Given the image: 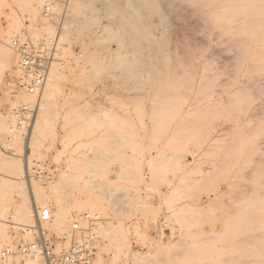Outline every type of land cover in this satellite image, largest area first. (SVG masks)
I'll list each match as a JSON object with an SVG mask.
<instances>
[{
    "label": "rangeland",
    "instance_id": "1",
    "mask_svg": "<svg viewBox=\"0 0 264 264\" xmlns=\"http://www.w3.org/2000/svg\"><path fill=\"white\" fill-rule=\"evenodd\" d=\"M46 1L52 18L43 16ZM62 1L0 0V33L16 13L22 20L15 38L26 32L41 42L61 24L69 30L53 62L63 66L55 95L27 101L11 94L6 83L16 65H0V157L20 148L26 168L29 151L12 113L38 104L34 124L42 132L34 126L29 160L46 164L52 178L69 179L61 193L71 230L50 229L58 249L68 248L76 221L95 239L91 264H130L134 252L176 242L183 245L165 253L164 264H264V158L257 161L264 29L242 33L264 25V0H70L60 19ZM231 8L247 17L225 26L219 14ZM90 112L105 114L102 123L83 126ZM184 161L192 164L178 170ZM49 181L36 182L46 190ZM0 195L11 206L20 202L16 193ZM86 214L94 221L80 219ZM21 227L8 218L2 248L29 239ZM109 232L126 240L127 259L113 257Z\"/></svg>",
    "mask_w": 264,
    "mask_h": 264
},
{
    "label": "bare ground",
    "instance_id": "2",
    "mask_svg": "<svg viewBox=\"0 0 264 264\" xmlns=\"http://www.w3.org/2000/svg\"><path fill=\"white\" fill-rule=\"evenodd\" d=\"M139 2V1H138ZM52 5V4H51ZM52 8V7H51ZM78 9V8H77ZM20 10V9H19ZM52 10V9H51ZM228 11H230L229 14H219L220 18L225 21V26H226V21L228 20H231L234 19L236 20L238 18V20H242V16H246V14L242 15V14H238L237 12H239L238 10L236 11V9L234 8H231L229 9ZM232 11V12H231ZM240 13H242L244 11L240 9ZM245 12V11H244ZM15 13V12H14ZM36 13V12H34ZM17 14V13H16ZM16 14L12 17L11 19V23L8 25V29L6 31H3L2 33H0V65L3 67V68H8V69H11L13 65H16L14 68H12L11 70L17 74V76L19 77V72L17 70V63H18V56L17 54L14 52V50L12 49V39L15 38V37H20V22L22 20V18H17ZM20 14V13H19ZM231 15V16H229ZM21 16V15H20ZM247 17V16H246ZM245 17V18H246ZM36 20V16H33L31 18V21H35ZM245 20V19H244ZM80 21V20H79ZM65 22V21H64ZM72 23V22H71ZM229 23V21L227 22ZM66 25V24H65ZM82 26V25H81ZM49 27V26H48ZM28 28V27H27ZM43 28V27H42ZM64 28V27H63ZM68 28V27H67ZM66 28V29H67ZM47 30L49 28H46ZM264 29V25H256L255 27L253 28H249V29H243L242 33H246L249 31V33L251 32H257L259 30H262ZM45 30V29H43ZM25 31V30H24ZM23 31V32H24ZM69 31V30H68ZM67 31V32H68ZM65 30H61L59 36H57V45H58V48H59V51H58V55L62 57V53L64 52V49H65V46L62 45V41H63V38L65 37L66 33H67ZM72 33V32H71ZM23 34V33H22ZM69 34V32H68ZM78 34V33H77ZM253 34V33H252ZM32 35V34H31ZM32 37V36H31ZM34 37V36H33ZM109 37V36H108ZM78 41V40H76ZM85 41V40H84ZM59 42H62V43H59ZM236 42V41H235ZM264 43V39L261 41V44ZM264 45V44H263ZM86 48V47H85ZM256 49V48H255ZM257 51V50H256ZM260 51V50H259ZM66 53V51H65ZM64 53V54H65ZM67 55V54H65ZM64 55V56H65ZM254 55V54H253ZM63 56V57H64ZM67 57V56H66ZM257 57V56H256ZM255 58V57H254ZM264 59V58H263ZM262 59V60H263ZM76 60V59H75ZM261 60V61H262ZM63 61V60H62ZM76 63V62H75ZM0 66V67H1ZM1 67V68H2ZM63 66H56V65H51V68L49 70V73H48V77H47V80H46V83L44 85V88L42 90V92L39 94V99L41 98L42 95H46V94H42L44 91H47V93H49L50 95L51 94H54L53 91L54 89L56 88L55 85H54V80L55 79H61L60 77H62L63 75V72H62V68ZM264 69V68H263ZM1 71V70H0ZM19 74V75H18ZM264 74V73H263ZM101 75V74H100ZM84 77H85V74H84ZM1 79V78H0ZM141 81V80H140ZM47 84V85H46ZM85 85V83H84ZM46 86V87H45ZM54 86V87H53ZM51 87H53L51 90ZM19 92V96L21 99H24V100H31L33 99V97H35V95H31L29 94L25 89H20ZM58 93V91H57ZM56 94V93H55ZM54 94V95H55ZM18 96V97H19ZM43 97V96H42ZM52 97V96H50ZM57 99V98H56ZM43 100V99H42ZM13 107V106H12ZM40 109V108H39ZM45 110V108H44ZM51 110V109H50ZM78 111V110H77ZM37 112H38V104H37ZM36 112V114H37ZM48 112V111H47ZM88 112V111H87ZM98 112V111H97ZM53 113V111H52ZM57 113V112H56ZM67 113V112H66ZM65 113V114H66ZM14 114V113H12ZM79 115V114H78ZM104 116L102 117L104 119L105 117V114H103ZM38 116V115H37ZM43 116V115H42ZM48 116V115H47ZM67 116V115H66ZM75 116V115H74ZM49 117V116H48ZM73 117V116H72ZM83 117V116H82ZM89 117V119L87 120L86 118ZM84 120V125L83 126H89L90 128L93 127L94 124H98V123H102V118L100 119H97L96 116L94 114H92V112H90ZM15 118V116H14ZM35 118H36V115H35ZM64 118V117H63ZM69 118V117H67ZM42 119V121H44V118H40ZM71 119V118H69ZM75 119V118H74ZM87 120V121H86ZM35 121V119H34ZM39 121V120H38ZM45 121H47L45 119ZM46 123V126L48 125L47 122ZM37 122V120H36ZM70 122V121H69ZM72 122H73V119H72ZM39 123V122H38ZM50 123V122H48ZM104 123V122H103ZM83 124V123H82ZM34 126H36V134H40L42 131L41 127H39L40 125H35L33 124V128H32V133H31V139H30V145L32 146V140L34 138V133H35V130L34 129ZM42 126H44V124H42ZM48 128V127H47ZM85 128V127H83ZM88 128V127H87ZM75 129V128H73ZM94 129V128H93ZM50 130V128H49ZM75 133H76V129L74 130ZM78 131V130H77ZM39 132V133H38ZM44 132V131H43ZM79 133H77L78 137L79 135H81L80 133H82L80 131V128H79ZM95 132V130H94ZM92 132V133H94ZM43 135V134H42ZM50 135V134H49ZM76 135V136H77ZM87 135V134H86ZM90 135V134H89ZM75 136V134L73 135V137ZM88 137V136H87ZM72 138V137H70ZM14 139V143L16 144H19V137L18 136H14L13 137ZM71 140V139H70ZM73 140V139H72ZM115 141H111L110 143H114ZM81 146V145H79ZM34 147H31V149H33ZM19 150V151H18ZM18 153L16 154H11V156H5V157H0V170L4 172V174L2 176H0V193L5 195L6 192L8 193H16L19 198H20V202H13V205L11 206L9 204L10 200H6V199H3L2 195H0V240H2V242L4 241H9V236L7 235L6 231H5V227H6V223L8 222V218H11L12 220V224H14V228L13 229H19L20 226L23 227V231H25L26 229L28 230L29 228L32 227V223L34 221V218H35V212L39 211L38 208L41 207L42 205H45L46 207L42 208V209H47L49 210L50 212V215H51V224H50V229L52 230H55L57 231L58 233H61L65 230H68L70 225L72 224L71 223V215H69V212L66 211L65 209V206L63 204V201H64V197L61 193L63 187H64V183H67V181L69 179L66 178V176H61L60 178H52L51 177V181L47 182V189L44 190L42 189V187L40 188L39 186V183L40 180L39 179H36L34 178L36 181H34L33 179H31L28 184L29 186L27 185L26 183V180H25V177H24V174L26 173L25 171V166L21 163V160L19 159V153H21V150L20 148L18 149ZM34 150V149H33ZM32 151H30V154H31ZM30 154L28 157H30ZM115 155V154H114ZM113 155V156H114ZM161 156H164L163 154H160ZM193 157H195L197 155V153H193L192 154ZM112 154L109 156L111 157ZM116 156V155H115ZM114 156V157H115ZM257 161L258 162H262L263 158H264V141L259 143L258 146H257ZM29 164L31 165V162L30 160L28 161ZM257 162V164H258ZM192 163L189 162L187 163L186 161H184L183 163H179L178 164V167L177 169H181V170H184L183 168L191 165ZM93 167V166H91ZM95 169L97 166H94ZM99 167V166H98ZM103 167L100 166V168H97V169H102ZM259 168V167H258ZM262 168V167H261ZM260 169V168H259ZM99 170V171H100ZM103 171V170H102ZM105 171V170H104ZM261 171V169H260ZM122 175V174H121ZM131 178V177H130ZM70 180H75L77 181V179L75 178H70ZM41 181H46V180H41ZM48 181V180H47ZM88 184L92 183L93 182H90L87 181ZM95 184V183H93ZM96 185V184H95ZM98 185V184H97ZM96 185V186H97ZM94 185H92L93 187ZM101 186V185H100ZM104 186V185H103ZM90 187V186H89ZM88 187V188H89ZM44 188V187H43ZM108 197V196H107ZM112 198V196L110 197ZM33 200V201H32ZM117 200V199H116ZM119 201V200H118ZM32 202H34V205L32 204ZM65 202V201H64ZM116 202V201H115ZM49 203H52L55 207V211H53L50 207H49ZM12 204V203H11ZM122 205V204H121ZM118 206V205H117ZM119 208V207H118ZM35 209L37 211H35ZM88 215V214H87ZM264 219V218H263ZM246 220V218H245ZM74 224V223H73ZM264 225V224H263ZM262 225V226H263ZM21 227V228H22ZM72 228H73V225H72ZM255 229V227H254ZM71 230V229H69ZM109 231V230H108ZM115 231V230H114ZM117 231V230H116ZM257 231V230H256ZM244 232V231H243ZM25 234V233H24ZM103 234V233H102ZM107 235V233H106ZM108 235H111V236H114V238L110 241H112V243L114 242V245H113V257L116 259V258H119L120 256H124V258H128V253L130 252L129 251V245L128 243L126 242V240L122 239L123 241H120L118 236H115L113 235L112 232H109ZM258 235V233H257ZM27 236V235H26ZM98 236V235H97ZM245 236V235H244ZM117 237V238H115ZM112 238V237H111ZM109 241V240H108ZM252 242V241H251ZM1 244L0 243V248L2 249L1 247ZM180 245H183V242H176L174 244H157L153 247H151V249H149L148 251L146 252H134L133 255H131V258H129L130 260V264H164L165 263V258H166V254L165 253H168L170 252L172 249L180 246ZM193 246V245H192ZM249 246V245H247ZM4 247V246H3ZM243 247V246H242ZM111 248V249H112ZM261 248V247H260ZM0 249V250H1ZM244 250V249H243ZM245 251V250H244ZM165 255V256H164ZM22 260H24V264H42V261L41 259L39 258V255L38 256H31V257H21ZM114 259V260H115ZM167 259V258H166ZM21 259L19 258V256H16V257H11L9 258L8 260L6 261H3L0 259V264H19V261ZM244 263V262H243ZM112 264V262H111ZM252 264V263H251Z\"/></svg>",
    "mask_w": 264,
    "mask_h": 264
},
{
    "label": "built area",
    "instance_id": "3",
    "mask_svg": "<svg viewBox=\"0 0 264 264\" xmlns=\"http://www.w3.org/2000/svg\"><path fill=\"white\" fill-rule=\"evenodd\" d=\"M50 2V1H49ZM49 2L45 3L43 16L52 18L54 15L49 7ZM70 0H63V11L60 19H65L66 10ZM62 24L58 26L56 34L53 38L46 41H33L27 37L24 32V38L12 39V49L18 56L17 70L18 76L8 78L6 90H12L16 94L20 89H25L29 94L39 96L46 83L49 70L57 55V38L56 35L61 31ZM37 106L30 107L28 105L20 106L14 111L15 129L20 132L24 140V147L30 154V137L34 124ZM29 135V136H28ZM29 138V139H28ZM29 155L25 157L27 179L49 180L51 173L47 171L46 164L39 162L29 164ZM89 222L94 221L89 215L80 216ZM51 215L49 210L40 209L36 212L34 225L23 231L29 236L28 240H20L14 246H4L0 250V259L3 261L11 257H31L38 256L42 264H91L96 247L95 239L92 236H83L86 231L80 227L78 222L73 224V236L68 248L58 249L54 235L50 232ZM75 233H81L80 237H76Z\"/></svg>",
    "mask_w": 264,
    "mask_h": 264
}]
</instances>
